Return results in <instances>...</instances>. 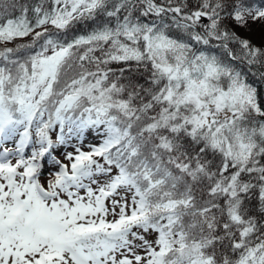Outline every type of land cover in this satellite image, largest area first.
Here are the masks:
<instances>
[{"label":"snow or ice","instance_id":"6c2138e0","mask_svg":"<svg viewBox=\"0 0 264 264\" xmlns=\"http://www.w3.org/2000/svg\"><path fill=\"white\" fill-rule=\"evenodd\" d=\"M0 264H264V0H0Z\"/></svg>","mask_w":264,"mask_h":264},{"label":"rangeland","instance_id":"374dc122","mask_svg":"<svg viewBox=\"0 0 264 264\" xmlns=\"http://www.w3.org/2000/svg\"><path fill=\"white\" fill-rule=\"evenodd\" d=\"M10 146V145H9Z\"/></svg>","mask_w":264,"mask_h":264}]
</instances>
